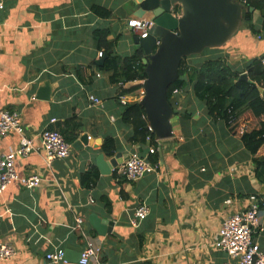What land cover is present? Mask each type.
Masks as SVG:
<instances>
[{
    "label": "crops",
    "instance_id": "1",
    "mask_svg": "<svg viewBox=\"0 0 264 264\" xmlns=\"http://www.w3.org/2000/svg\"><path fill=\"white\" fill-rule=\"evenodd\" d=\"M94 7L108 16L98 15ZM136 9L135 0H3L0 110L18 112L25 136L33 140L35 150L16 158V172L37 175L41 183L31 189L12 183L0 193V244L15 252L0 264H78L84 243L72 229L76 216L83 219V232L100 246L101 258L111 264H222L229 258L213 242L223 221L264 195V172L257 170L255 160L264 156V145L251 155L223 121L205 114L191 87L173 93L171 106L177 114L170 120L172 136L160 140L156 162L150 161L146 144L127 141L130 128L121 115L128 102L141 100L142 88L126 94L122 90L143 80L112 83V71L102 69L106 55L98 56L102 49L94 32L108 31L114 55L132 56L138 51V35L128 20L150 19L136 16ZM249 21L242 20L223 46L187 57L188 64L223 58L242 71L249 61L263 57L261 15L254 12ZM89 95L101 105L91 104ZM73 116L78 126L69 156L47 167L39 133L51 118L63 133ZM83 134L86 143L74 148ZM108 136L118 141L113 156L118 164L138 152L156 167L134 182L118 178L111 171L113 157L101 151ZM18 144L19 136L10 133L0 152L14 151ZM92 169L97 177L86 189L80 176ZM141 204L148 214L133 224ZM91 216L111 221V231L98 234ZM258 216L264 224V205ZM253 237L264 252V231L257 229ZM56 249L65 252L64 262L46 260Z\"/></svg>",
    "mask_w": 264,
    "mask_h": 264
},
{
    "label": "trees",
    "instance_id": "2",
    "mask_svg": "<svg viewBox=\"0 0 264 264\" xmlns=\"http://www.w3.org/2000/svg\"><path fill=\"white\" fill-rule=\"evenodd\" d=\"M239 1L248 8H254V12L261 15V30L264 33V0ZM93 11L100 16L109 14L100 7H94ZM250 29L253 32L256 30L252 24ZM107 33V30H99L94 32V37L97 48L102 49V54L106 55L102 69L112 71L111 82L122 85L131 81H142L145 78L142 52L138 50L132 56L122 58L114 55L112 45L106 39ZM261 58L249 61L242 71L234 70L223 58H207L198 66H190L187 57L183 58L179 66V75L187 76V81L176 80L168 88L169 103L174 107L175 90L191 87L202 103L205 114L213 120L223 121L230 132L239 137L247 151L254 156L264 145V64ZM243 73L246 74V79H240ZM141 88V84L131 86L122 90V94L132 93ZM121 119L123 124L130 128L127 140L130 144L147 145L146 138L149 137L150 144L155 145V136L148 129L145 112L139 101L128 102L124 106ZM77 126L74 116L65 122L62 135L68 143L75 139ZM117 147L118 141L108 136L101 144V151L106 157H113ZM150 156H153L151 162L157 161V153ZM255 160L257 170L261 168L264 172V156L255 157ZM96 177L94 169L81 173V185L86 189L91 188Z\"/></svg>",
    "mask_w": 264,
    "mask_h": 264
},
{
    "label": "water",
    "instance_id": "3",
    "mask_svg": "<svg viewBox=\"0 0 264 264\" xmlns=\"http://www.w3.org/2000/svg\"><path fill=\"white\" fill-rule=\"evenodd\" d=\"M135 4L136 16L149 15L153 22L146 38H135L145 66L139 104L155 138L168 139L172 136L170 120L177 110L169 103L167 91L176 80L187 81V76L179 75L181 60L223 46L235 34L242 20L249 21L255 10L239 0H135ZM241 78L246 79V74L243 73ZM86 141L87 135L83 134L73 147L78 148ZM110 166L111 169L118 166L116 158L110 159ZM91 218L98 234L111 231V221ZM99 222L106 227H101Z\"/></svg>",
    "mask_w": 264,
    "mask_h": 264
},
{
    "label": "built area",
    "instance_id": "4",
    "mask_svg": "<svg viewBox=\"0 0 264 264\" xmlns=\"http://www.w3.org/2000/svg\"><path fill=\"white\" fill-rule=\"evenodd\" d=\"M3 7V0H0V8ZM176 12L175 15L178 16ZM153 22L145 18H131L127 26L140 38H146ZM102 56V51L98 53ZM264 64V56L261 58ZM98 75V74H97ZM93 105H101V100L94 95L88 96ZM124 104V98H120ZM57 120L51 118L48 125L39 133V141L42 149V156L45 165L50 167L55 160L67 158L71 151L68 143L61 131L55 126ZM150 132L151 129L148 126ZM15 133L19 136L18 147L11 152H0V193L10 184L17 183L22 187L36 188L41 183V178L37 175H20L15 170V160L18 157L25 158L35 150L33 140L24 134V127L21 116L16 111L0 110V143L8 134ZM150 138H146L148 154L157 152L161 146L159 139H154L155 145L150 144ZM156 165L151 164L146 157H142L138 152L129 154L126 160L112 168L118 178L128 182L139 180L148 171L153 170ZM264 205V195L259 200H253L249 206L241 211L235 212L226 218L213 242V247L225 252L229 258L222 264H264V252L255 241L253 235L257 229L264 231V224L259 222L260 206ZM148 214V207L144 204L138 205L134 211L133 224L144 219ZM83 219L76 216L74 219L73 231L80 233L83 240V247L80 250L77 260L78 264H111L101 258V248L93 239L88 237L82 230ZM14 249L7 243L0 244V261L7 260L14 254ZM64 251L56 249L47 253L45 258L50 263L64 262Z\"/></svg>",
    "mask_w": 264,
    "mask_h": 264
},
{
    "label": "rangeland",
    "instance_id": "5",
    "mask_svg": "<svg viewBox=\"0 0 264 264\" xmlns=\"http://www.w3.org/2000/svg\"><path fill=\"white\" fill-rule=\"evenodd\" d=\"M207 50L209 51L210 49H207ZM205 51H206V50H205ZM205 51H204V52H205ZM208 51H206V52H208Z\"/></svg>",
    "mask_w": 264,
    "mask_h": 264
}]
</instances>
